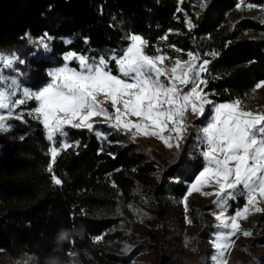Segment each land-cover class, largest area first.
<instances>
[{"label": "trees", "instance_id": "16d2710c", "mask_svg": "<svg viewBox=\"0 0 264 264\" xmlns=\"http://www.w3.org/2000/svg\"><path fill=\"white\" fill-rule=\"evenodd\" d=\"M202 1L0 0V51L22 54L23 81L39 89L50 81L48 70L64 63V53L75 51L89 57L119 53L129 44L126 37L135 33L148 41V55L161 49L160 54L186 59V53L193 51L212 60L205 88L213 94L210 99L216 103L235 98L244 101L264 81V21L243 17L222 32L229 12L241 0H208L203 8ZM245 1L264 8V0ZM189 18L196 25L191 30ZM249 32L261 36L248 37ZM45 33L52 37L50 52L28 42L29 37L36 40ZM164 36L166 40L161 39ZM211 52L219 55L208 56ZM35 105L32 101L29 107ZM210 115L208 106L204 117ZM96 128L106 136L67 126V141H79V146L60 151L54 164L51 142L41 124L1 145L0 256L17 259L26 255L37 264H46L69 260V252L91 253L114 263H129L139 253H118L129 237L117 228L116 213L138 199L144 177L161 166L108 126ZM192 154L162 168L156 193L178 200L186 195L205 166L200 153ZM53 173L62 179L61 185L52 182ZM237 197L232 212L245 204L244 195ZM252 220L256 230L264 227V212L254 214ZM97 236L103 239L95 242ZM253 245H264V234L256 235ZM258 259L264 264V255Z\"/></svg>", "mask_w": 264, "mask_h": 264}, {"label": "snow or ice", "instance_id": "6c2138e0", "mask_svg": "<svg viewBox=\"0 0 264 264\" xmlns=\"http://www.w3.org/2000/svg\"><path fill=\"white\" fill-rule=\"evenodd\" d=\"M206 6V3L200 5ZM247 7L255 5L248 4ZM187 26L189 30L196 27L191 18L187 20ZM126 39L129 44L119 53L113 51L98 57L75 51L64 53V63L48 70L50 82L38 91L19 87L18 77L23 73H19L15 65L25 61L15 53L0 52V109L9 110L6 114L0 113V132L10 130L8 120H23V113L14 115L12 108L35 100L38 107L28 115L42 121L49 140L57 135L66 138V126L87 129L104 137V133L97 131L94 120L102 117L103 123L130 133L133 140L138 136L155 137L166 147L179 150L185 134L193 127L189 116L195 115L199 119L205 115L206 107L211 106L206 125L196 130L195 137L205 166L191 183L183 203L187 211V197L193 193L216 197L213 203L219 209L214 214L218 223L211 242L216 254L211 259L215 264H228L227 252L235 243L232 237L252 235L251 231L242 228L239 220L264 212L259 206L264 201V112L248 109L241 98L224 103L210 99L213 94L205 88L209 83L207 74L212 60L202 58L199 53L188 51L187 60L160 54L161 49H156V55H148L145 52L148 41L143 36L130 33ZM161 39L166 40L167 36ZM51 40L47 33L36 40L28 38L35 49L45 52L51 51ZM169 47L175 48V45ZM218 55V52L208 53L213 58ZM72 61H76L78 67H71ZM113 62L116 74L111 67ZM6 69L17 71V76L5 77ZM262 87L264 81L257 83L253 91ZM17 92L23 98H17ZM106 105H111L112 111ZM78 146L79 141L69 143L65 139L59 148L53 147L50 152L52 164L60 151ZM48 170L52 171L51 165ZM52 182L55 185L63 183L54 173ZM205 187L212 191H203ZM237 194L246 197L245 205L228 217L229 201ZM129 208L141 215L139 209L132 205ZM186 223L191 224L192 220L186 217ZM93 239L99 242L103 236ZM67 255L75 256V253Z\"/></svg>", "mask_w": 264, "mask_h": 264}, {"label": "rangeland", "instance_id": "374dc122", "mask_svg": "<svg viewBox=\"0 0 264 264\" xmlns=\"http://www.w3.org/2000/svg\"><path fill=\"white\" fill-rule=\"evenodd\" d=\"M207 2L208 0L202 1V3ZM248 4L250 3H247L245 0H243V3L240 1L238 4L239 6L237 5L235 9L229 12L228 21L222 28V32L231 29L233 25L243 17L264 21V8L257 5L248 8ZM246 35L248 37L261 36V34L254 32H249ZM3 53L10 54L12 52L6 51ZM15 54L19 56L21 60H24L22 54ZM187 59L188 57L181 60ZM72 62L70 63L71 67H78V65H73ZM165 63L167 64L168 62L166 61ZM111 67L113 74H116L114 62ZM15 68L19 73L23 72L20 64H16ZM4 76H17V71L6 69L4 71ZM18 79L21 89L27 88L32 91H38L50 82L49 81L39 89H33L24 83L23 75L19 76ZM17 98H23L19 92H17ZM32 101L35 100H28L26 104L11 109L14 115L23 113V120L11 119L7 121L11 125V128L7 132H0V147L17 133L22 135V130L27 131L38 124L44 127L41 120L34 119L33 116L28 115V112L38 107V102L35 101L36 105L30 108V102ZM244 103L247 105L248 109L264 112V87L252 91L248 98L244 100ZM106 106L109 108V111H112L111 105ZM207 109L208 107H206V111ZM7 111L9 110L0 109V113L6 114ZM208 119L209 118H205L204 116L197 119L195 115H190L189 121L192 123L193 127L185 134L181 147L177 150L176 148L170 149L166 147L161 140L155 137L138 136L133 140L130 133L126 134L110 128L107 124L103 123L102 117H95L94 120L96 125L104 124L108 126L111 131L126 137L129 142L136 144L141 150L148 154L152 160H155L159 163V166H161L157 171L144 177V181L138 189V199L135 202L121 207L116 213L119 222L117 228L129 237V240L122 245L123 247L118 253L122 255H132L134 251H139V253L136 255L133 254L129 263H114L106 257L97 254L75 253V256H71L67 261L54 260L46 264H215L211 259V257L216 254L211 242L217 232L215 225L218 221L215 219L214 214L217 213L219 209L213 203L216 197L205 196L202 192L193 193L187 197L186 211L183 199L188 191L186 195L179 200L164 198L155 191L161 184L162 168H168L185 155L193 156L192 153L194 151L199 153L195 139L197 135L196 130L203 128ZM45 130L47 133L46 128ZM65 139V137L59 135L54 137L53 140H50L51 149L53 147L59 148ZM203 191H212V189L205 187ZM238 195L239 194L236 195L234 200L229 201L226 216H233L237 209L245 205L238 207L233 212L231 211L232 202H239ZM129 205H132L135 209H139L141 215H137L129 208ZM259 206L264 208V201H261ZM254 214L256 213L251 214L247 219L241 218L239 220L242 228L251 231L252 235L244 236L242 234H237L232 237L235 243L227 252L226 258L228 264H261L258 257L264 255V245L255 246L253 245V241L256 235L264 234V227L257 230L255 229L256 225L252 220ZM186 217L192 220L191 224L186 223ZM26 262L27 264H37L30 256L26 255L17 259L0 256V264H26Z\"/></svg>", "mask_w": 264, "mask_h": 264}]
</instances>
